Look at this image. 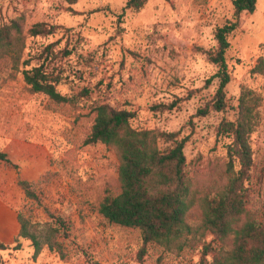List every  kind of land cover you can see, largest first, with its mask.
<instances>
[{
    "label": "rangeland",
    "instance_id": "rangeland-1",
    "mask_svg": "<svg viewBox=\"0 0 264 264\" xmlns=\"http://www.w3.org/2000/svg\"><path fill=\"white\" fill-rule=\"evenodd\" d=\"M125 1L77 0L71 5L74 14L64 0H0V24L23 16L25 28L37 21L58 26L53 35L28 36L19 61L0 58V150L17 165L0 161V186L17 213L31 222L61 218L68 226V235L59 237L63 258L44 247L33 260L30 241L22 238L19 249L9 244L0 251L3 264L199 263L200 246L170 252L149 244L139 258V230L109 223L100 214L103 196L120 188L114 147L84 142L98 103L132 111L134 127L186 137L189 174L201 194L226 180V153L215 128L236 118L241 90H252L259 106L246 208L263 219L264 73L251 69L259 58L264 64V0H256L252 13L243 12L242 24L228 36L226 108L204 116L197 109L211 99L218 82L207 52L216 47L215 28L233 19L232 0H148L140 10L124 9ZM56 40L57 55L48 67L56 68L57 89L73 96L71 102L31 92L22 76L24 68L40 62L42 48ZM65 46L73 50L62 56ZM24 59L30 63L24 65ZM171 102H176L171 109H152ZM158 145L164 149L170 142L160 139ZM18 178L30 182L34 198L25 195ZM213 238L209 234L206 241Z\"/></svg>",
    "mask_w": 264,
    "mask_h": 264
},
{
    "label": "trees",
    "instance_id": "trees-1",
    "mask_svg": "<svg viewBox=\"0 0 264 264\" xmlns=\"http://www.w3.org/2000/svg\"><path fill=\"white\" fill-rule=\"evenodd\" d=\"M64 1L68 10L76 14L71 5L77 0ZM147 1L126 0L124 9L140 10ZM232 5L233 19L215 28L216 47L207 52L209 61L217 67L212 78H217L218 82L211 99L197 109V114L201 116L211 110L220 112L226 108L230 81L226 60L230 46L228 36L242 24L243 12L252 13L255 10L256 0H232ZM23 20V16H18L0 24V58L11 56L19 61L28 36L53 35L58 27L46 21H37L25 28ZM71 30L64 28V31ZM58 40L47 43L40 51V62L24 68L22 76L31 92L43 93L55 102H71L73 96L57 89L60 75L55 73L56 68L48 67L49 59L57 55L53 49ZM72 50L63 47L62 56L70 55ZM22 63L28 65L30 60L24 59ZM251 71L264 73L262 58ZM82 93L87 94L88 89L84 88ZM258 100L252 90H241L236 118L222 120L216 126L215 137L222 141L226 153V180L217 189L201 194L194 188L189 174L184 154L186 137H179L178 132L134 127L131 124L132 111L107 103L95 105L93 123L84 142H100L114 147L120 188L117 193L105 194L98 210L109 223L139 230V258L145 254L149 244H156L170 252L200 246L198 264H264V213L263 219H260L246 208L253 165L251 134L258 125ZM175 103H158L152 109H171ZM160 139L170 142V145L161 149L158 145ZM0 161L17 168L6 151L0 150ZM17 184L28 198L35 197L29 181L18 178ZM193 209L198 213L196 220ZM17 220L20 227L12 242V250L19 249L20 239L25 238L33 247V260L44 247L64 257L59 237L61 234L68 235V226L61 218L37 224L17 213ZM209 234L214 238L206 241ZM10 246L0 242V251ZM208 255L211 259L207 263ZM0 264H3L2 260ZM89 264L99 263L91 261Z\"/></svg>",
    "mask_w": 264,
    "mask_h": 264
},
{
    "label": "crops",
    "instance_id": "crops-1",
    "mask_svg": "<svg viewBox=\"0 0 264 264\" xmlns=\"http://www.w3.org/2000/svg\"><path fill=\"white\" fill-rule=\"evenodd\" d=\"M6 192L4 187L0 186V242L12 244L20 226L17 220V210L8 200Z\"/></svg>",
    "mask_w": 264,
    "mask_h": 264
}]
</instances>
